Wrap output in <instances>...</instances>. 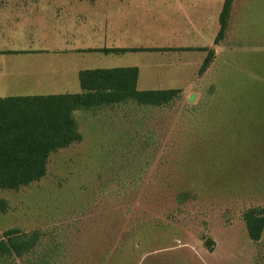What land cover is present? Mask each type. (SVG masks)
<instances>
[{"label":"rangeland","instance_id":"1","mask_svg":"<svg viewBox=\"0 0 264 264\" xmlns=\"http://www.w3.org/2000/svg\"><path fill=\"white\" fill-rule=\"evenodd\" d=\"M132 1L141 26L124 44L208 45L214 61L203 74L200 66L192 91L191 53L153 57L152 70L171 71L182 98L139 107L140 123L132 117L124 130L105 128L104 118L79 125L83 141L54 152L40 181L0 188L9 207L0 233L41 230L37 253L63 251V264H264V233L254 241L244 220L250 207L264 208V0H236L217 46L224 0Z\"/></svg>","mask_w":264,"mask_h":264},{"label":"crops","instance_id":"2","mask_svg":"<svg viewBox=\"0 0 264 264\" xmlns=\"http://www.w3.org/2000/svg\"><path fill=\"white\" fill-rule=\"evenodd\" d=\"M133 2L135 1L0 0V98L80 93L82 88L79 73L98 68L138 67L139 90L182 89L180 86H169L173 73L170 71L166 75L153 71L158 64L156 60L152 63L150 60L155 56L159 60L162 55L174 58L175 55L187 52L191 53L186 60L187 65L194 64L189 89L195 91L200 76L198 69L202 63H197L190 57L197 53L200 58L203 57L204 62L206 52L201 49L211 47H143L124 44L130 41L127 32L131 34L132 28L135 30L141 26L139 16L132 18L142 11ZM104 49L118 51L104 52ZM123 49L151 50L121 51ZM139 53L150 57L140 59V62L130 60V64L122 62L125 55ZM93 55L98 56L95 58ZM100 55L108 56L106 65H94L99 62ZM71 56L76 57V60H62V57ZM144 66L147 72L142 70ZM130 104L139 108L135 103L128 102L79 111L77 118L81 130L85 129L84 123L90 121V118L106 119L108 126L105 128H129L132 117L139 124L140 109L131 112Z\"/></svg>","mask_w":264,"mask_h":264},{"label":"trees","instance_id":"3","mask_svg":"<svg viewBox=\"0 0 264 264\" xmlns=\"http://www.w3.org/2000/svg\"><path fill=\"white\" fill-rule=\"evenodd\" d=\"M235 1L223 2L216 45L227 36ZM148 50L151 49L121 51ZM201 50L206 52L200 69L203 74L216 53L211 48ZM138 78V67L88 69L79 73L80 93L0 98V188L20 190L40 181L47 174L54 152L82 142L84 135L77 118L81 110L128 102L145 111L163 110L182 98L179 88L139 90ZM8 208V203L0 200V211L6 212ZM244 220L251 238L259 241L264 233V208L250 207ZM42 236L41 230L27 232L15 227L5 230L0 233V259L20 260L21 264L65 263L63 251L62 259L56 251L37 253Z\"/></svg>","mask_w":264,"mask_h":264}]
</instances>
